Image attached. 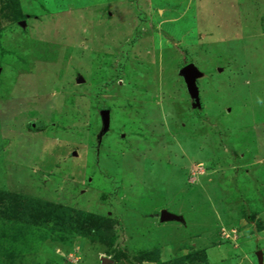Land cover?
Masks as SVG:
<instances>
[{
	"label": "rangeland",
	"instance_id": "374dc122",
	"mask_svg": "<svg viewBox=\"0 0 264 264\" xmlns=\"http://www.w3.org/2000/svg\"><path fill=\"white\" fill-rule=\"evenodd\" d=\"M260 250L264 0H0V264Z\"/></svg>",
	"mask_w": 264,
	"mask_h": 264
},
{
	"label": "water",
	"instance_id": "95a60500",
	"mask_svg": "<svg viewBox=\"0 0 264 264\" xmlns=\"http://www.w3.org/2000/svg\"><path fill=\"white\" fill-rule=\"evenodd\" d=\"M180 74L183 76L188 91L191 95V97L194 99L193 105L200 106L201 104V97H200V90L199 86L197 84V79L202 75V72L199 70V68L194 63H188L185 66H183L180 70ZM103 115V128L100 132V135H98V138H101L103 133H106L110 127V114L108 110H105L102 112ZM165 210V209H164ZM161 219L163 221L165 220H175V221H181L184 222V216L181 214H175L170 211H163ZM259 255V261L261 264H263V251H258ZM102 260H105V258H102Z\"/></svg>",
	"mask_w": 264,
	"mask_h": 264
},
{
	"label": "trees",
	"instance_id": "16d2710c",
	"mask_svg": "<svg viewBox=\"0 0 264 264\" xmlns=\"http://www.w3.org/2000/svg\"><path fill=\"white\" fill-rule=\"evenodd\" d=\"M149 57H150V55H148ZM184 62L182 61V64H183ZM199 109H200V107H198V108H196L195 110L197 111V112H199ZM41 203H43V204H48V206L50 205H53V203H45V202H43V201H41ZM19 205H22L20 202L17 204V206H19ZM43 206H45V205H43ZM54 206H55V210H57V209H59V206H57L56 204H54ZM28 207H31L30 205H28V206H26V209H22L23 211H21V213L23 214V216H25V217H27V215H30V210H28ZM47 207V206H46ZM41 208L43 209V207L42 206H40V208H39V211H41ZM62 208V207H61ZM25 210V211H24ZM44 210V209H43ZM16 212V211H15ZM45 212V211H44ZM48 214V215H47ZM13 215H15V214H13ZM50 215H52L51 213H47L46 212V217L47 216H50ZM62 214H60V216H61ZM38 217H44V216H41V214L38 212ZM109 228V231L111 232L112 231V226H109L108 227Z\"/></svg>",
	"mask_w": 264,
	"mask_h": 264
},
{
	"label": "crops",
	"instance_id": "0c3cea01",
	"mask_svg": "<svg viewBox=\"0 0 264 264\" xmlns=\"http://www.w3.org/2000/svg\"><path fill=\"white\" fill-rule=\"evenodd\" d=\"M136 45H138V43L136 44ZM152 50V49H151ZM142 52V51H141ZM148 52V51H147ZM148 56V55H147Z\"/></svg>",
	"mask_w": 264,
	"mask_h": 264
}]
</instances>
